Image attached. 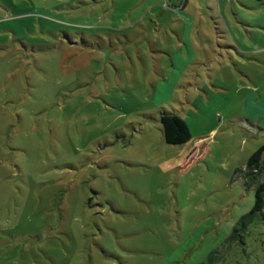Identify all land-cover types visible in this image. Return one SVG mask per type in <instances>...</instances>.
Returning a JSON list of instances; mask_svg holds the SVG:
<instances>
[{"label": "rangeland", "instance_id": "374dc122", "mask_svg": "<svg viewBox=\"0 0 264 264\" xmlns=\"http://www.w3.org/2000/svg\"><path fill=\"white\" fill-rule=\"evenodd\" d=\"M263 84L255 0H0V264H264Z\"/></svg>", "mask_w": 264, "mask_h": 264}, {"label": "trees", "instance_id": "16d2710c", "mask_svg": "<svg viewBox=\"0 0 264 264\" xmlns=\"http://www.w3.org/2000/svg\"><path fill=\"white\" fill-rule=\"evenodd\" d=\"M264 3V0H255ZM160 122L165 142L168 145H184L192 140V135L185 121L175 112L164 111L160 114ZM244 173V186L254 187V206L250 213L241 218L235 233L246 230L248 225L258 217L264 208V145L249 159L247 165L238 170Z\"/></svg>", "mask_w": 264, "mask_h": 264}, {"label": "crops", "instance_id": "0c3cea01", "mask_svg": "<svg viewBox=\"0 0 264 264\" xmlns=\"http://www.w3.org/2000/svg\"><path fill=\"white\" fill-rule=\"evenodd\" d=\"M263 4H264V3H263ZM189 7H190V6H188V4L186 3V4L183 6V9H181V11H182V14H183V15L187 16L188 18H191V17H190V14H189V13H190ZM213 14H214V15H218V13L215 12V11H214ZM215 20H220V18H216ZM183 44H184V46L186 47V49H187V51H188V50H189V44H188V42L181 43V44H180V47H181V48L183 47ZM261 59H262V57H261ZM197 61H199V59H197ZM200 65H201V66H204L203 64H200ZM263 85H264V84H263ZM260 93L262 94V97L264 98V86H263V89L260 90ZM257 128H258V129H261L262 131H264L263 128H259V127H257ZM259 145H260L259 148H261V147L264 145V136H263V140H261V143H260ZM259 148H258V149H259ZM256 151H257V150H256ZM256 151H255V152H256ZM255 152H254V153H255ZM254 153H253V154H254ZM253 154H252V155H253ZM252 155L250 156V158L252 157ZM250 158H249V159H250ZM248 161H249V160H248ZM252 189L254 190V187H251L249 190H252Z\"/></svg>", "mask_w": 264, "mask_h": 264}]
</instances>
